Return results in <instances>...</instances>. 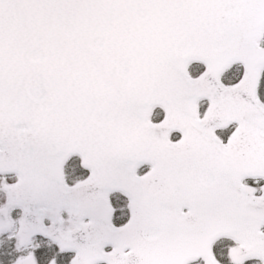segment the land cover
<instances>
[{
	"label": "snow or ice",
	"instance_id": "6c2138e0",
	"mask_svg": "<svg viewBox=\"0 0 264 264\" xmlns=\"http://www.w3.org/2000/svg\"><path fill=\"white\" fill-rule=\"evenodd\" d=\"M0 264H264V0H0Z\"/></svg>",
	"mask_w": 264,
	"mask_h": 264
}]
</instances>
